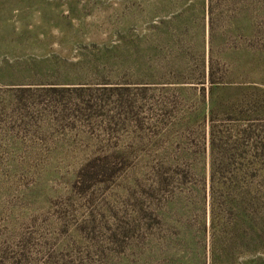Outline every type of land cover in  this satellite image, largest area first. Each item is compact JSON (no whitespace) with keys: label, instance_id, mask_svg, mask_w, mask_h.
Masks as SVG:
<instances>
[{"label":"rangeland","instance_id":"1","mask_svg":"<svg viewBox=\"0 0 264 264\" xmlns=\"http://www.w3.org/2000/svg\"><path fill=\"white\" fill-rule=\"evenodd\" d=\"M217 9L0 0V264H264L209 194L264 203V14Z\"/></svg>","mask_w":264,"mask_h":264},{"label":"trees","instance_id":"2","mask_svg":"<svg viewBox=\"0 0 264 264\" xmlns=\"http://www.w3.org/2000/svg\"><path fill=\"white\" fill-rule=\"evenodd\" d=\"M221 2L225 6L226 11H231L234 13L241 12L242 14L251 13L255 15L256 19H260L264 14V0H208V14H209V25L210 29L213 28L214 17L216 15L217 3ZM207 80L210 84V90L213 92L215 88H217V82L213 78V64L212 61L209 64ZM252 164L253 161L251 162ZM254 166V165H253ZM245 167L241 165L237 167L236 173L232 174L230 177V185H224L222 182L218 183L220 177H216V173L212 172L211 181H210V205L212 209L215 208L217 200V194L222 190L228 192V195L233 196L232 199L226 200V206L232 208L233 211H236L237 214L239 212H247V210L251 211L248 215L250 219L252 218L250 225L248 228L252 233L262 235L264 233V223L262 222V214H263V201L261 196L259 195V191L254 189V196H250L252 184L247 182L245 184L244 180L246 177H251L255 179V174H248L245 171ZM243 173L241 174V172ZM221 190V191H220ZM239 218L249 217L247 214L239 213ZM258 216V218H257ZM257 218V219H256ZM241 220L238 219V224ZM263 223V224H262Z\"/></svg>","mask_w":264,"mask_h":264}]
</instances>
